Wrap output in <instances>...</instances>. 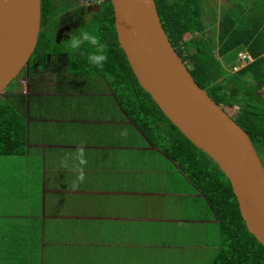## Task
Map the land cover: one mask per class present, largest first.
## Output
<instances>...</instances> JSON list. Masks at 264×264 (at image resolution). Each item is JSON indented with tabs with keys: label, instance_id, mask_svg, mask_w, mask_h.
Here are the masks:
<instances>
[{
	"label": "crops",
	"instance_id": "1",
	"mask_svg": "<svg viewBox=\"0 0 264 264\" xmlns=\"http://www.w3.org/2000/svg\"><path fill=\"white\" fill-rule=\"evenodd\" d=\"M232 8L238 21L252 17ZM106 82L9 91L24 95L25 143L0 154V264H208L215 256L220 240L213 252L204 242L206 217L217 224L205 198Z\"/></svg>",
	"mask_w": 264,
	"mask_h": 264
},
{
	"label": "trees",
	"instance_id": "2",
	"mask_svg": "<svg viewBox=\"0 0 264 264\" xmlns=\"http://www.w3.org/2000/svg\"><path fill=\"white\" fill-rule=\"evenodd\" d=\"M154 1L168 39L192 77L248 133L264 166V44L263 32L256 33L263 17H253L258 6L260 13L264 12V0H228L236 10L252 16L244 23L237 20L232 7L218 20L213 11V20L218 25L213 39L206 33L209 23L205 20L204 0ZM104 14L108 19L96 23V33L105 43L103 53L107 59L101 67L93 65L95 73L107 79V87L129 120L205 198L221 235L220 246L208 264H264V247L246 229L229 179L207 154L171 124L139 85L114 34L111 5ZM105 28L110 34L104 33ZM111 43L116 49L111 48ZM241 49L247 50L253 60L233 71ZM218 56H224L227 64ZM2 94L0 154H18L25 143L24 95L7 91Z\"/></svg>",
	"mask_w": 264,
	"mask_h": 264
},
{
	"label": "water",
	"instance_id": "3",
	"mask_svg": "<svg viewBox=\"0 0 264 264\" xmlns=\"http://www.w3.org/2000/svg\"><path fill=\"white\" fill-rule=\"evenodd\" d=\"M120 47L139 85L172 125L229 179L246 229L264 247V166L248 133L192 77L154 0H111ZM40 0H0V94L37 43Z\"/></svg>",
	"mask_w": 264,
	"mask_h": 264
},
{
	"label": "flooded vegetation",
	"instance_id": "4",
	"mask_svg": "<svg viewBox=\"0 0 264 264\" xmlns=\"http://www.w3.org/2000/svg\"><path fill=\"white\" fill-rule=\"evenodd\" d=\"M75 3L77 10L66 12V9L71 5L74 6ZM81 3L80 0H40L37 43L27 65L20 72L28 87L32 83H39L44 90L60 89L64 81H69V86H86L92 79L103 76V74L99 76L95 73L94 66L87 62V54L94 50L91 45L86 44L79 52H72L67 50L63 41L69 38L70 32L81 26L96 32V23H104V18L108 19V15L104 12L108 5L112 6V2L111 0H81ZM104 33H109L106 28ZM114 34L116 35L115 25ZM101 43L104 48V41ZM111 45V48L116 49L113 43Z\"/></svg>",
	"mask_w": 264,
	"mask_h": 264
},
{
	"label": "rangeland",
	"instance_id": "5",
	"mask_svg": "<svg viewBox=\"0 0 264 264\" xmlns=\"http://www.w3.org/2000/svg\"><path fill=\"white\" fill-rule=\"evenodd\" d=\"M204 6H205V20L208 24V27L206 29V33L209 35L210 39L216 38L217 35V22L213 20V11H215L216 15L215 18L217 19V16H222V14L226 11V9H228L229 7H232V4L228 1V0H204ZM211 22V24H210ZM216 44V42H215ZM229 55H234V53H231ZM219 57V56H218ZM225 58V57H224ZM233 69V67H232ZM26 80L24 79V77L21 76V74L15 78L14 80H12L7 87L4 89V91H7V93H9V91H11V89H14L16 93H19L23 90L24 86H25ZM13 90V91H14ZM3 97V94H0V99ZM203 206V204H202ZM208 219V223L205 224L204 228H205V234L207 235L206 240L204 242H207V246H206V250L208 252H213L215 247V242L217 243V241L219 242L220 240V233L218 230V226L215 223L211 222V218L208 216L206 217ZM195 234V232H190L189 233V237L191 235Z\"/></svg>",
	"mask_w": 264,
	"mask_h": 264
},
{
	"label": "clouds",
	"instance_id": "6",
	"mask_svg": "<svg viewBox=\"0 0 264 264\" xmlns=\"http://www.w3.org/2000/svg\"><path fill=\"white\" fill-rule=\"evenodd\" d=\"M74 10H77L76 3L74 6L71 5L68 7L66 12H73ZM63 14L64 13H62V15ZM68 37V39L63 41L68 51L79 52L86 44L91 45L94 50L87 54V62L90 65L98 67L103 65V62L107 59V57L103 53L101 38L95 30H90L85 26H81L70 32Z\"/></svg>",
	"mask_w": 264,
	"mask_h": 264
},
{
	"label": "built area",
	"instance_id": "7",
	"mask_svg": "<svg viewBox=\"0 0 264 264\" xmlns=\"http://www.w3.org/2000/svg\"><path fill=\"white\" fill-rule=\"evenodd\" d=\"M250 56L242 51H239L237 53V61L238 63H241V64H238V65H235L233 66V71H236L237 69H239V67L242 65H244L246 62L250 61Z\"/></svg>",
	"mask_w": 264,
	"mask_h": 264
}]
</instances>
